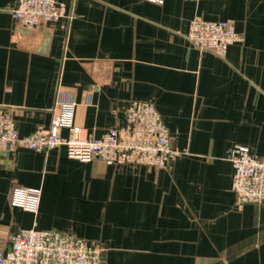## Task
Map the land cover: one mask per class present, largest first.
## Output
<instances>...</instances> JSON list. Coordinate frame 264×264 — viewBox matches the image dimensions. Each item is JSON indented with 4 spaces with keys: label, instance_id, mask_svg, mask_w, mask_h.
<instances>
[{
    "label": "crops",
    "instance_id": "obj_1",
    "mask_svg": "<svg viewBox=\"0 0 264 264\" xmlns=\"http://www.w3.org/2000/svg\"><path fill=\"white\" fill-rule=\"evenodd\" d=\"M0 0V111L21 136L51 125L58 102L101 137L152 102L184 152L168 168L70 159L66 148L0 153V226L98 243L105 264H264V202L235 208L236 148L264 155V0H57L67 16L17 26ZM231 21L225 57L187 39L191 21ZM67 136L68 130L63 129ZM39 190L36 212L16 188Z\"/></svg>",
    "mask_w": 264,
    "mask_h": 264
},
{
    "label": "built area",
    "instance_id": "obj_2",
    "mask_svg": "<svg viewBox=\"0 0 264 264\" xmlns=\"http://www.w3.org/2000/svg\"><path fill=\"white\" fill-rule=\"evenodd\" d=\"M162 3L163 0H151ZM17 26L34 29L67 16L65 4L57 0H16L11 10ZM188 41L201 51L225 57L230 45L243 41L231 21H209L196 16L190 24ZM48 128L39 127L28 136L17 130L12 112L0 111V153L19 147L37 151L66 148L70 159L81 162L103 160L110 165H145L168 168L184 152L172 145V136L155 105L132 101L125 109L126 124L109 129L101 137L89 135L74 122L77 103L72 97L58 102ZM68 135L63 136L62 130ZM234 167L232 189L235 208L264 202V155L254 156L246 148H236L231 156ZM39 190L16 188L14 206L36 212ZM103 248L71 232L21 230L12 233L0 226V264H105Z\"/></svg>",
    "mask_w": 264,
    "mask_h": 264
}]
</instances>
